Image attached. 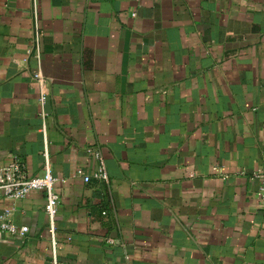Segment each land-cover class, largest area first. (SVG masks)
<instances>
[{
	"label": "crops",
	"instance_id": "obj_1",
	"mask_svg": "<svg viewBox=\"0 0 264 264\" xmlns=\"http://www.w3.org/2000/svg\"><path fill=\"white\" fill-rule=\"evenodd\" d=\"M46 147L60 264H264V0H0V165ZM7 208L0 264H52L45 193Z\"/></svg>",
	"mask_w": 264,
	"mask_h": 264
},
{
	"label": "built area",
	"instance_id": "obj_2",
	"mask_svg": "<svg viewBox=\"0 0 264 264\" xmlns=\"http://www.w3.org/2000/svg\"><path fill=\"white\" fill-rule=\"evenodd\" d=\"M31 52H34L39 60H41V52L39 47V34L37 33L36 46ZM35 78L42 81V77L39 73L35 74ZM40 104L43 106L46 101V92L41 91ZM43 115L45 113L43 112ZM43 133L46 137V128L43 127ZM87 153L98 162V166L92 173H84L83 170L76 169L75 175H81L83 181L88 183L95 178L105 184H109L110 178L107 172L104 156L101 148L97 146H91L87 148ZM45 171L42 175L29 176L24 166L18 158L12 161L0 165V191L15 200L26 197L29 193L35 190H42L45 193V211L48 216V232L51 239V261L52 264H60L59 251L57 246V216L59 211L60 195L56 191L57 178L53 175L51 169V163L49 158L48 147L45 152ZM256 197L258 204L264 209V180L256 191ZM12 210L5 209L0 215V229L2 232L11 236L25 237L29 233L30 228L28 225H17L11 219Z\"/></svg>",
	"mask_w": 264,
	"mask_h": 264
}]
</instances>
